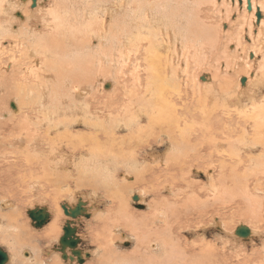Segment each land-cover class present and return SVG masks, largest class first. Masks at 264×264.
<instances>
[{
  "label": "bare ground",
  "instance_id": "bare-ground-1",
  "mask_svg": "<svg viewBox=\"0 0 264 264\" xmlns=\"http://www.w3.org/2000/svg\"><path fill=\"white\" fill-rule=\"evenodd\" d=\"M187 1L36 0L34 6L33 0H0V53L10 54L4 64L0 60V243L10 249L14 244L16 249L12 251H20L19 260L23 264L77 262L70 260L71 249L66 250L67 260L59 251L67 222L63 205H67L64 206L67 210L74 209L77 205L71 206L74 200L60 205L61 199L53 196L48 203L56 204H50V211L37 207L47 209L49 214V221L41 231L31 229L26 217L17 216L25 205L23 188L29 190L40 166L50 174L48 162L52 157H46L47 162L43 158H38V162L37 159L29 161L31 152H49L45 151L46 147L51 148V156H58L69 153L68 145L72 146L73 153L81 156L82 178L87 179L79 182L94 187L93 192L102 193L104 200L105 196L113 200L110 201L114 208L110 206L104 211L98 206L92 214L93 222L87 221L96 230L91 240L97 247L92 253L81 249L86 264L91 254L93 264H211L210 260L215 259L213 248L210 245L196 247L195 243L185 241L182 233L189 230L187 225L195 215L203 218L211 206V213L221 214L231 201L229 204L235 207L237 204L245 206V213L237 211L241 214L237 219L249 223L248 226L253 223L251 228L255 229L240 225L250 230V236L246 239L237 236V227L233 232L235 237L251 240L264 232V59L256 73L245 75L248 77L245 84H241L242 74L236 84L227 74L221 77L219 66L225 63L222 65L227 69L234 67L236 59L242 58H237L238 51L253 55L252 65L244 61L246 66L249 64L248 69L257 64L259 54L264 51V0ZM199 7H209L216 14L219 11L228 21L226 30L225 22L220 25V20L218 27L216 23L199 26V32H205L208 38L205 45L194 41L196 34L191 28L194 16L191 10ZM243 36L249 39V44L244 43ZM234 40H237L235 45ZM228 51L230 53H226ZM220 52H225V62L222 56H215ZM117 63V78L111 77V68ZM126 63L131 65L128 67L136 90L128 91L126 95L130 96L125 99L121 96L111 99L102 113L97 112L94 105L97 100L91 94L94 82L99 91L104 92L106 88L108 92L104 93L111 94L118 84L114 81L123 77L121 67ZM206 63H209L208 68L193 75L195 67L200 69L201 64ZM203 73L205 78H202ZM198 79L206 83L202 85ZM111 84L114 89L109 90ZM191 87L193 93L189 92ZM245 92L249 96L243 102L240 95ZM89 94L91 99L86 100ZM236 96L239 103H244L241 111L227 105ZM81 127L85 128L86 136L80 134L75 141L71 140L70 131ZM61 132L66 133L63 134L66 137L60 135ZM65 138L69 144L63 146ZM163 146L167 147L164 151L167 154H163ZM10 148L16 149L11 151ZM67 155L63 156L67 159ZM210 166L218 174L208 177L205 185L188 179L192 170H206ZM120 168L126 179L131 176H126V171L139 170L132 190L141 191L144 196L141 200L148 204L149 212L134 211L131 195H126L116 184ZM204 189L212 198L200 194ZM151 194L153 199L148 203ZM233 194L242 202L236 204ZM84 203L91 218L89 209L92 207H88V201ZM201 208L205 211H198ZM5 209H9L8 215ZM215 219L217 227L223 225L222 216ZM71 221L78 227L80 218ZM133 221L132 240L137 248L131 252L132 256L119 255L113 227L115 223ZM222 225L220 232L224 230ZM75 227L71 224V228ZM204 230L199 229L198 234L199 231L205 233ZM188 234L197 235L192 230ZM119 235L127 237L125 233ZM82 236L84 234L77 232L78 238ZM41 242L55 244L49 250L52 252L47 262L40 260L42 255L38 256L43 253L37 245ZM27 245L38 250H32L34 261L31 251H22ZM14 254V259L8 254L7 264H18Z\"/></svg>",
  "mask_w": 264,
  "mask_h": 264
},
{
  "label": "rangeland",
  "instance_id": "rangeland-1",
  "mask_svg": "<svg viewBox=\"0 0 264 264\" xmlns=\"http://www.w3.org/2000/svg\"><path fill=\"white\" fill-rule=\"evenodd\" d=\"M49 1V0H48ZM191 0H188L187 2L189 3ZM259 1V0H258ZM45 2H47V0H45ZM230 2H234V1H232V0H230ZM177 3V2H176ZM32 4V3H31ZM189 7H190V4H189ZM193 7V6H192ZM30 9L31 10H33L31 7H30ZM191 12H193V14H194V16H192L191 17V28H192V30H193V32H194V34H196V36L198 37V36H203L204 38H202V37H198V38H201V41L194 35V38H196V39H194V41L195 42H198L199 43V45H205L204 44V42H207V40H205V39H208V38H205L206 37V34H204L205 32H199V30H200V28H199V26H201V27H205V24L206 23H211L212 25H215L214 23H216V25L215 26H217V25H219L218 24V22H219V20H220V25H221V22L222 23H224L223 25H225V26H223V28H224V30H226L225 28H226V22L228 23V21H225L224 20V16H223V14L221 13V12H219L218 11V13L216 14V12H213V11H211L210 10V8L209 7H199V8H197L196 10H194V9H192L191 10ZM194 12H197V13H194ZM246 12L248 13V10H247V8H246ZM222 14V15H221ZM221 16H223V17H221ZM234 16H232L231 18H233ZM219 18V19H218ZM212 19V20H211ZM215 20H216V22H215ZM211 21V22H210ZM218 21V22H217ZM201 22L203 23V24H201ZM218 27V26H217ZM218 29V28H217ZM197 33H198V35H197ZM219 33V32H218ZM201 34V35H200ZM244 36H247V35H245V34H243ZM243 36V38H244V43L246 42L247 44H249L250 43V41H249V39H247V37H244ZM222 41H224V39L222 40ZM235 41H237V40H234L233 42H232V44L233 45H235L237 42H235ZM242 41H243V39H242ZM203 42V43H202ZM231 44V45H232ZM6 45V43L4 44V46ZM232 45V46H233ZM249 46V45H248ZM221 47H223V46H221ZM229 48V47H228ZM240 49V48H239ZM206 50H209V49H206ZM205 50V51H206ZM229 50H231L230 48H229ZM232 51V50H231ZM239 52V53H238ZM237 53L238 54H236L237 55V58L239 57V58H241V60L240 59H236V61H237V64L236 65H233L234 64V61H232L233 62V66L234 67H228V69H227V67H224L222 64H225V63H222L223 62V59H224V53L223 52H220V54H215V56L217 57V56H222L223 57V59H222V57L219 59V60H222V61H220L222 64H219V66H220V70H221V74H220V76L221 77H223V75H225V74H227L228 75V77H230V80L231 81H233V84H234V82H235V84L239 81V78L241 77V75L240 74H242V75H244L242 78H241V84H242V80L243 79H245L246 80V78H248L247 76H245V75H251V73L253 72H257L258 71V69H259V64H261V63H263V59H264V56H263V54H264V51H263V53H260L259 54V56H258V62H257V64L256 65H254V66H252V68L251 69H248L247 67L249 66V64L246 66V64H244V61H245V63H246V61H248V62H251V65H252V62H253V59L254 58H252L253 57V55L252 54H249L248 53V51H242V53L244 54V52H245V56L243 55V54H240L241 52L240 51H238ZM226 53H230V51H228V52H226ZM247 53H248V56L249 55H251V56H249V59H247L248 58V56H247ZM1 54V53H0ZM10 54H5V55H0V57H1V61H2V64H4L5 63V61H6V59H8V56H9ZM245 59H244V58ZM247 57V58H246ZM263 57V58H262ZM209 58L211 59V58H213V54L212 55H209ZM251 58V59H250ZM226 59V58H225ZM225 59H224V62H225ZM247 59V60H246ZM252 60V61H251ZM213 61H215V60H213ZM241 63V65H240V63ZM262 61V62H261ZM200 62H202V60L200 61ZM216 62V61H215ZM219 62V61H218ZM239 63V64H238ZM243 63V64H242ZM205 65V66H204ZM128 66H131V65H129V64H125V65H123L122 67H121V69L123 70V77L122 78H118V80L117 81H114V79H111V81H114V83H118L117 85H116V87H114V85L112 86V84H111V88H109V90H112V89H114V91L111 93V94H107V93H104V92H108V89H104V92H102V90L100 89V91H99V87H97V88H95L96 86V84H97V82H94V83H96L95 85H94V87H93V91H91L92 93L91 94H93V96H95V99L97 100V102L96 103H94V105H95V107L97 108V112H103L105 109V105H108L109 104V101L111 100V99H116V98H118V96H121V97H123L122 99H125L124 97H128V96H130V95H126L127 93H128V91H130V90H136V88L134 87L133 88V86L134 85H132V84H134L133 83V79H132V77H130V76H132V73H131V68L130 67H128ZM237 66H239V67H236ZM106 67V66H105ZM119 67V65H118V63L114 66V67H112L111 68V71H112V73H111V77H115V78H117L116 77V75H117V71L118 70H116V68H118ZM202 67V68H201ZM201 67H200V69H198L197 67H195L194 69H193V75H197V73L198 72H201L202 73V70H204L203 68H208L209 67V63H206V64H201ZM224 67V69L223 70H225V71H223L222 70V68ZM230 68V69H229ZM115 69V70H114ZM229 70V72L227 71V70ZM234 69V70H233ZM236 69V70H235ZM232 72H231V71ZM234 71V72H233ZM236 71V72H235ZM249 72V73H248ZM255 72V73H256ZM121 73V74H122ZM252 73V74H253ZM120 74V75H121ZM233 74V75H232ZM203 75V77L202 78H205V75L206 74H202ZM192 80V79H191ZM96 81V80H95ZM198 81H200V83L202 84V82H203V84H205L206 82L205 81H201V80H199L198 79ZM205 82V83H204ZM197 83V82H196ZM69 84L71 85V82H69ZM119 84L121 85V87L119 86ZM124 84V85H123ZM202 84V85H203ZM123 85V86H122ZM191 85L192 86H194V82H193V80L191 81ZM132 86V87H131ZM114 87V88H113ZM127 88H128V90H127ZM62 89H64V87H62ZM127 90V92H126V90ZM190 90H189V92H192L193 93V89L194 88H189ZM241 89H244V87L241 85ZM96 90H97V92H96ZM188 92V93H189ZM102 93V94H101ZM215 93V92H214ZM246 93L247 92H245L243 95H240V97L242 98V101L244 102V101H246L248 98V96L249 95H246ZM212 95H213V93H212ZM91 96H90V94H89V96L88 97H86L85 99L87 100V99H91L90 98ZM3 103H4V101H3ZM11 103V102H10ZM246 103H248V102H246ZM240 104V105H239ZM227 105H231V107H236L239 111H241V109H242V107L244 106V103L243 104H241V103H239V101H238V96H236V97H233L232 98V100H229L228 101V104ZM107 107V106H106ZM9 109H11L10 108V105H9ZM105 112H107V111H105ZM98 115H100L99 113H97ZM102 117H104L103 115H102ZM240 122V120H239V118L237 119V123H239ZM239 125H242V123H240ZM114 126V125H113ZM112 126V127H113ZM109 128H111V127H109ZM238 128H240V129H245L244 128V126H239ZM78 131V132H77ZM63 132H65V130L63 131ZM63 132H61L62 134H60V135H63V134H65L66 135V133H63ZM84 133H85V128L84 127H81V128H76V130H71L70 131V135H68V136H71L72 138H71V140H73V141H75L76 139H77V136L78 135H80L81 134V136H83V137H85L86 135H84ZM123 133H126V132H122V134ZM57 134V133H56ZM58 135V134H57ZM65 135H63V136H65ZM73 136H74V138H73ZM54 137H56L55 135H54ZM66 137V136H65ZM76 137V138H75ZM66 138L63 140V146H65L64 145V143L66 144V145H68L69 143L66 141ZM68 141H69V139H68ZM68 143V144H67ZM83 145H84V143H83ZM82 146V145H81ZM52 147L53 148H55V149H57L56 147H54V145H52ZM69 147H71V148H69ZM47 149H45V151H48L49 150V152H47V153H45V154H43V152H36V151H34V152H31V155L29 156V161H32V160H35V159H37V162L39 161V159L38 158H43V160H44V162H47L48 160L46 159V157H52L53 159L50 161V162H48L49 164H48V168H50V174H47V173H45L43 170H42V166L43 165H41L40 166V171H39V174H37V175H35L32 179H31V181H32V186L30 187L29 186V190H28V188H23L25 191H26V193L24 194V196H23V205L24 206H21V213L20 214H18L17 213V216H23V217H26L27 218V220L30 222V227H31V229H33V230H37V231H41V229L43 228V227H45L46 225H44L43 227H41V228H34L33 226H32V222H31V218L29 217V215H28V211L30 210V209H34V208H37V207H46V208H48L49 209V211H50V206L51 205H53V204H56V203H48V200H49V197H56V198H60L61 200H59V204L60 205H62V203L63 204H70L71 202H73V200L75 201V202H73V203H71L72 205L71 206H74V205H76L77 204V202H78V199L80 200H83L84 199V202H87L88 201V207L90 206V207H92V208H90L89 209V211H90V214H91V218L89 217V218H85V217H80V221H79V224H78V227L76 226V225H74L73 223H72V219L70 220V218L69 217H64V220L66 219L67 220V222L65 223L66 225L70 222L71 224H72V226H76L75 228H77V232L80 234V235H83L84 234V236H82L81 238L79 237V239H80V241H81V245L79 246V249L81 250H84V251H87V252H90V253H92V251H94L95 252V250H96V247H97V245L94 243V241H92L91 239H92V237H93V234L94 233H96V230H94L93 229V227H91L89 224L91 223V222H93L92 220H94L93 219V216L94 215H92V214H94V212L96 211V210H94V208L96 209V207L98 208V206H99V208L100 209H102V210H104V211H106V209L107 208H111V207H113L114 208V205H113V203H112V198L111 199H109V197L108 196H105V200L102 198L103 196H102V193H98V194H95L93 191V189H94V187H92V186H89L87 183H86V185H84L82 182H79V181H87V179H84V178H82L83 177V175H81V172H80V160H79V157H81L79 154H74L73 153V150H72V146H70V145H68V148L69 149H67V151L68 150H70V151H68L69 153H62V154H60V155H58V156H56V155H52L51 156V154H52V150H51V148H48V147H46ZM166 148V149H165ZM11 149V151H13V150H15L16 148H10ZM22 150V149H21ZM161 150H162V152H163V154H167V153H165L164 151H166L167 150V147H162L161 148ZM58 151V150H57ZM66 150H65V152H67ZM59 152V151H58ZM71 153V154H70ZM70 154V155H69ZM42 156V157H38V156ZM63 155H67L68 157L70 156V158H68L67 157V159L65 158V156H63ZM75 156V158H74V156ZM77 155V156H76ZM57 157V158H56ZM60 157V158H59ZM78 159H77V158ZM63 159V161H61L62 159ZM69 159V160H68ZM76 159V160H75ZM81 159V158H80ZM46 160V161H45ZM60 160V161H59ZM64 160H66L68 163H70V164H68L66 161H64ZM75 160V162H73ZM56 161H57V163H59V165H61V166H63V167H59V165L56 163ZM64 162V164H61V163H63ZM72 162V163H71ZM77 162V163H76ZM52 163V164H51ZM75 165H74V164ZM53 164H54V166H53ZM55 164H57V165H55ZM70 165V166H69ZM74 165V166H73ZM248 165L249 166H251V164L250 163H248ZM73 166V167H72ZM252 167V166H251ZM57 169L56 171L55 170H52V169ZM72 168V169H71ZM75 168V169H74ZM212 168V169H211ZM68 169H71V170H68ZM208 169H210V171H208ZM215 168H213V167H209V168H207L206 170L205 169H201V170H192L190 173H188L189 175H187V177H188V179L189 178H191V179H189L190 181H192V182H194V183H196V184H198V185H205L208 181H207V178L208 177H212V175L215 177V176H217V174H218V172L217 171H215L214 170ZM42 170V171H41ZM126 170H128V169H126ZM204 170V171H203ZM60 173V176L58 175L59 173ZM70 171V172H69ZM75 173H73V172ZM77 171H78V173H77ZM134 171V172H133ZM208 171V172H207ZM54 172H56V173H58V174H54ZM62 172H64V173H62ZM136 172V173H135ZM137 172H139V170H137L136 168H132L131 170L129 169L128 171H126V176L128 175V176H130V177H128L127 179L126 178H124V176L125 175H121V173H122V171H121V168L120 169H118V173L116 174L117 176L115 177V181H116V184H118L119 186H120V190L121 191H123V192H126V195H129L130 196V199H131V204H132V207H133V209H134V211H136V212H138V211H145V212H149V207L146 205V204H143V201L141 200L143 197H142V194L140 193L141 191H138V190H135L134 192H133V190H132V186H133V184H135V182H136V178H137ZM196 174H195V173ZM201 172V173H200ZM205 172V173H204ZM213 172L215 173V174H213ZM51 173H53V174H51ZM66 173V174H65ZM131 173V174H130ZM135 173V174H134ZM41 174V175H40ZM73 176H72V175ZM40 175V176H39ZM53 175H56V176H53ZM58 175V176H57ZM74 175H76V178H75V176ZM208 175V176H207ZM42 176V177H41ZM207 176V177H206ZM180 177H182V175L180 176ZM47 178V179H46ZM65 178V179H64ZM78 178V179H77ZM30 179V178H29ZM43 180V181H42ZM59 180V181H58ZM122 180V181H121ZM130 181V182H129ZM72 182V183H71ZM117 182H119V183H117ZM36 183V184H35ZM41 183H43V184H41ZM62 183V184H61ZM67 183H69V185L67 184ZM200 183V184H199ZM40 184V185H39ZM57 184V185H56ZM76 184V185H75ZM230 184V183H229ZM36 185V186H35ZM48 186V187H47ZM81 187H83V188H81ZM85 187V188H84ZM92 187V188H91ZM41 188V189H40ZM43 188V189H42ZM50 190H49V189ZM53 188V189H52ZM55 188V189H54ZM78 188V189H77ZM90 191H88V190ZM69 190V191H68ZM82 190H85V191H82ZM42 191V192H41ZM44 191V192H43ZM45 191H48L49 193H47V192H45ZM76 191V192H75ZM78 191V192H77ZM204 191H206V193L204 192ZM204 191H201L200 190V194H205L206 196H208V197H211V196H209V195H207V189H204ZM69 192V193H68ZM81 192V193H80ZM39 193V194H38ZM42 193V194H41ZM45 195H44V194ZM75 193L77 194V195H75ZM84 195H83V194ZM47 194V195H46ZM79 194H81V195H83V196H81V195H79ZM86 194V195H85ZM93 194V195H92ZM95 194V195H94ZM141 194V195H140ZM52 195V196H51ZM69 195V196H68ZM88 195H90V197L88 196ZM166 195V194H165ZM165 195H162L163 197H165ZM47 198H46V197ZM58 196H60V197H58ZM90 198V200H88V198ZM96 196V197H95ZM97 196H99L98 198H97ZM133 196V197H132ZM171 196V195H170ZM236 196H238V195H235V197ZM53 197V198H54ZM61 197H63V198H61ZM72 199H71V198ZM74 197H75V199H74ZM94 197V198H93ZM234 197V194H233V198H235ZM239 197V196H238ZM78 198V199H77ZM95 198H96V200H95ZM128 198V196H126V199ZM212 198V197H211ZM211 198H209V199H211ZM45 199V200H44ZM86 199V200H85ZM152 199H153V195L151 194V197L149 198V200L147 201L148 203L150 202V201H152ZM70 200H71V202H70ZM94 200V201H93ZM110 200H112V201H110ZM234 200H236V204L239 202H242V201H238V200H240L239 198H237L236 197V199H234ZM65 202V203H64ZM91 202H93L94 204H91ZM95 202L98 204H95ZM100 202H101V206L99 205L100 204ZM232 202V201H231ZM231 202H229V203H231ZM47 205H46V204ZM75 203V204H74ZM229 203H227V205H231V206H225V210H224V212L223 213H221V214H213V213H211L212 212V206L210 207V209L209 210H207L206 212V215H204L203 216V218H201V219H199V218H197V216L198 215H195L194 217H193V219L194 220H190V224L189 225H187V228L189 229V230H192V232L193 233H197V235H190L189 236V234H188V232H189V230H185V232H183L182 233V238L183 239H185V241L186 240H189L190 242H193V243H195L196 244V247H199L200 245H210L212 248H213V256L215 257V259H211L210 261H211V264H264V246L262 247V245H264V242H263V238H264V232H262V233H260V235H258L257 234V236L256 237H253V239H251V240H243V239H239V238H237V237H235L233 234V232H235V229H237V227H239L240 225H245V226H248L249 225V223H247V222H245L244 220H242L241 221V219H237V216L240 218V216H241V210H243V213H245L246 211H245V206L243 205L242 206V204H240L239 206H238V204L236 205V207H235V205L234 204H229ZM92 205V206H91ZM64 206H67V205H63V207ZM108 206V207H107ZM111 206V207H110ZM217 206V205H216ZM241 206V207H240ZM218 207H220V206H218ZM140 208H142L141 210H140ZM242 208V209H241ZM91 209H92V211H91ZM139 209V210H138ZM202 209V210H201ZM201 209H199L198 211H205V209L204 208H201ZM8 210L9 209H5L4 211L6 212V214L8 215ZM197 211V212H198ZM237 211L238 212H240V213H237ZM245 211V212H244ZM144 213V212H143ZM199 213V212H198ZM237 213V214H236ZM113 215V217L115 216V214H112ZM240 215V216H239ZM63 216H65L64 214H63ZM220 217V216H222L223 218H224V222L223 221H221V223L223 222V229L224 230H221L222 232H220V228L219 227H221V225L220 226H218L217 227V220L215 219V218H217V217ZM68 218V219H67ZM31 219V220H30ZM85 219V220H84ZM87 219V220H86ZM89 219V220H88ZM215 219V220H214ZM82 220H84V221H82ZM205 220V221H204ZM221 220H223V219H221ZM5 221V220H4ZM82 221V222H81ZM87 221H89V222H87ZM214 221V222H213ZM81 222V223H80ZM231 222V223H230ZM227 223V224H226ZM65 224H64V226H65ZM133 224H134V221L133 222H130L129 224L128 223H125V222H121V223H115V225H114V227H113V231L112 232H116L115 233V235H116V239H117V241L119 242V243H117V241H115V243H117V244H119V245H117L116 244V246H118V247H116L117 249H116V251L118 252V254L119 253H122L121 255H125V254H128V255H126V257H128V256H132V253L131 252H133V251H135L136 249L135 248H137V245H136V243H134V240H132V238H133V233H134V231H133V229H135L134 227H133ZM253 223H250V226H248L251 230H253L252 228H251V226H253L252 225ZM90 227H89V226ZM94 225H96V224H94ZM215 225V226H214ZM225 225V226H224ZM63 226V227H64ZM81 226V227H80ZM115 226L117 227V228H115ZM214 226V227H213ZM84 227V228H83ZM88 227V228H87ZM207 227V228H206ZM235 227V228H234ZM91 228V229H90ZM214 228V229H213ZM222 228V227H221ZM233 228V229H232ZM90 231H89V230ZM115 229V230H114ZM199 229H202V230H204L205 231V233H203V231H199L200 233L198 234V230ZM43 230V229H42ZM255 230V229H254ZM87 232V233H86ZM202 232V233H201ZM261 232V231H260ZM90 233H91V235H90ZM123 233H125V234H127V237L126 238H124V236L123 235H119V234H123ZM231 234V235H229V234ZM202 234V235H201ZM64 235V234H63ZM86 236V237H85ZM228 238H227V237ZM231 236V237H230ZM82 238H84L85 240H83ZM103 238V237H102ZM237 238V239H236ZM86 239H88V240H86ZM104 239V238H103ZM134 239V238H133ZM228 240V242H227V240ZM133 242H132V241ZM229 240H230V242H229ZM243 241V242H240V241ZM90 241V242H89ZM232 241H233V243H232ZM240 243H239V242ZM123 242V243H122ZM183 242V241H182ZM46 243H47V245H46ZM94 243V244H93ZM39 244V245H38ZM225 244V245H224ZM32 245H34V244H32ZM37 245H38V247H39V251H40V249H41V251L43 252V253H41V254H39L38 256H41V259L40 260H43V261H46L47 262V259H49L50 257H49V253L50 252H52V251H50L49 252V250H52L53 249V247L55 246V244H52V246H51V244H48V242H41V243H37ZM102 246H103V249L105 250V245L102 243ZM136 246V247H135ZM45 247V248H44ZM0 248H2L7 254H9L11 257H13L15 254L14 253H16V255H17V261H18V264H23L20 260H19V253H20V251H19V253H17V252H15V251H12V249H16V246L14 245V244H12V248L10 249V248H8L7 247V244H2V243H0ZM44 248V249H43ZM47 248V249H46ZM52 248V249H51ZM26 250V251H31L32 253H33V251L32 250H34V251H36V252H38V250L36 249V247H31L30 245H27V246H25L23 249H22V251L23 250ZM95 249V250H94ZM120 250H121V252H120ZM152 250V249H151ZM153 251V250H152ZM225 251V252H224ZM14 252V253H13ZM125 252V253H124ZM48 253V254H47ZM154 253H157V252H155L154 251ZM34 254V256H33V258H32V260L34 261V257H35V253H33ZM130 254V255H129ZM234 254V255H233ZM120 255V254H119ZM37 256V255H36ZM37 256V257H38ZM47 257V258H46ZM40 257H38V259H39ZM46 258V259H45ZM93 255L91 254V258L88 260V264H93ZM13 259H14V257H13ZM39 260V261H40ZM62 260V259H61ZM64 263H66V264H70L69 262H65L64 260H62ZM35 262H36V260H35ZM34 262V263H35ZM43 264H45V263H43ZM75 264H78L77 262H75ZM84 264H86V263H84Z\"/></svg>",
  "mask_w": 264,
  "mask_h": 264
},
{
  "label": "water",
  "instance_id": "water-1",
  "mask_svg": "<svg viewBox=\"0 0 264 264\" xmlns=\"http://www.w3.org/2000/svg\"><path fill=\"white\" fill-rule=\"evenodd\" d=\"M33 3L35 6L36 0H33ZM242 83L245 84V79L242 80ZM86 207L87 205L80 199L74 209L67 210L65 207L63 208L65 210V215L73 221H76L80 217L89 218L90 215L88 214ZM28 215L32 219L35 228H41L49 221V214L45 208H36L32 211H29ZM235 234L246 239L250 236V230L244 226H241L237 229ZM80 245L81 241L77 237V228H71V223L69 222L64 228V235L59 242V251L63 255V259L67 260L66 250L69 248L71 249L72 254L70 260L72 262L76 260L78 264H84L85 259L82 256V251L78 249ZM8 261V254L2 248H0V264H7Z\"/></svg>",
  "mask_w": 264,
  "mask_h": 264
}]
</instances>
